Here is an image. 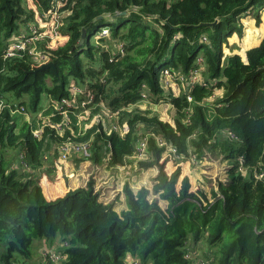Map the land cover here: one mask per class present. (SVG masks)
I'll return each instance as SVG.
<instances>
[{"label":"trees","instance_id":"trees-1","mask_svg":"<svg viewBox=\"0 0 264 264\" xmlns=\"http://www.w3.org/2000/svg\"><path fill=\"white\" fill-rule=\"evenodd\" d=\"M263 9L264 0H0L1 100L24 107L21 100L27 98L26 105L36 112L43 95L51 109L53 102L75 97V87L83 91L78 98L92 96L86 121L101 115L103 107L124 109L112 121L117 131L107 134L98 121L82 136V129L72 133L77 120L72 114L62 136L50 127L63 121L54 111L34 136L31 123H18L20 115L1 111L0 264H17L19 258L21 264L32 263V242L56 237L67 244L60 264H127V254L140 264H264V38L246 51V63L222 53L229 37L242 35L241 19L250 14L258 26ZM64 13L56 36L40 45L56 71H39L44 64L29 57L3 59L10 37L28 25L49 33L53 14ZM243 23L238 53L245 60L244 49L257 42L254 33L258 38L264 34V13L258 29H251L249 20ZM105 27L109 35L91 45V37ZM198 58L204 63L201 83L179 95L171 87L162 89L165 69L188 75ZM142 86L152 104L171 105L170 121H159L135 105ZM217 91L221 94L209 103ZM141 124L175 153H166L154 136L145 135L144 157L134 158ZM67 139L91 140L88 161L97 166H123L131 156L139 169L155 168L152 189L133 191L125 183L121 212L99 200L92 179L71 190L57 153ZM206 148L219 149L231 162L229 180L218 183L217 190L205 191L198 172L195 179L202 184H192L193 163L205 159ZM10 149L20 157L19 168L4 161Z\"/></svg>","mask_w":264,"mask_h":264},{"label":"built area","instance_id":"built-area-1","mask_svg":"<svg viewBox=\"0 0 264 264\" xmlns=\"http://www.w3.org/2000/svg\"><path fill=\"white\" fill-rule=\"evenodd\" d=\"M136 9L137 8L135 7L134 10ZM67 15L68 13L53 14V27L51 28L49 33L34 25H30L29 27L27 26L28 28L25 31L22 30L20 33L10 37L3 53V59L8 60L13 58L29 57L37 64H45L46 62H48L50 54L49 52L42 50L40 48V45L46 39L53 38L56 36L57 30L63 25V18ZM108 30L109 27L103 28L99 33V37L104 36ZM201 40L202 42L207 43L206 36L202 37ZM196 64L197 68L192 69L188 75L173 73L171 69L164 70V75L161 76V86L163 87L162 89L165 92L170 87L172 89L182 88L183 90L185 89L187 91V89H191L194 84L201 83V73L204 70V63L202 58H198ZM144 88L145 86H142L143 91H141V99L139 103H143L148 100L147 95L144 93ZM72 91L76 94V96L73 97L71 100L59 99L56 102H53V111L55 112V114L61 116L63 121L58 124H52L50 127L55 128L58 133L61 134V136L63 135V131L65 130L63 126L69 124L70 114H72V116H74L78 120H87L90 113L89 105L92 103V96L85 94L81 99L80 97L78 98V95H83V91L81 89L74 87ZM220 94L221 91H217L216 95L211 96L207 101L212 102L214 100V97L219 96ZM187 100L188 102L192 101L190 96H187ZM4 109H8L10 111L9 113L11 116L26 115L25 108L23 106L16 103H5L3 100L0 99V113ZM120 110L124 109H118L113 112L103 107L101 110V115L99 114L93 117V119L91 120V124L93 122L100 121L102 125L105 126L103 122L104 117L106 123L108 122L107 129L109 130V132L106 133L109 134L111 131H117L118 129L114 124H112V121L117 119ZM50 116L51 114L49 116H43L41 114L38 115L37 121L39 123H37V126L33 131L34 136H39L42 133V130L47 126V118ZM26 119V122L30 123L29 118L27 117ZM228 135L234 139V135H232L231 133H228ZM154 138L159 147L165 148L166 153H175V149L162 137L156 136ZM145 149L146 140L142 139L136 144L133 157L137 159H142L145 154ZM57 153L60 157V160L64 162L70 160L72 157L82 159V161H87L91 156V140L83 143H73L69 139H67L59 145V150H57ZM47 157L48 155H45L43 161L46 162ZM191 157L193 160L192 162H194V156ZM262 176L263 173L258 174L256 176V179L261 180ZM60 246L62 248H66L67 244L62 243ZM43 253L44 257H46V259L52 264H60L65 259V256L62 254L61 250L56 251L51 248L50 250H45ZM131 264H140V262L138 260L133 259ZM197 264H202V261H199Z\"/></svg>","mask_w":264,"mask_h":264},{"label":"rangeland","instance_id":"rangeland-1","mask_svg":"<svg viewBox=\"0 0 264 264\" xmlns=\"http://www.w3.org/2000/svg\"><path fill=\"white\" fill-rule=\"evenodd\" d=\"M262 13H264V12L260 11V14H262ZM249 17H250V14L247 15L245 18L241 19L242 27L243 26L245 27V25L243 24V21H247ZM147 21H149V20L147 19ZM63 24H64V22H63ZM29 26L30 25H28V27ZM28 27L24 28L23 31H25ZM243 33H244V29L242 28V35L240 37H238L240 41L243 40V37H244ZM108 35H109V30L106 32V34L104 36H108ZM98 37H99V34L95 35L94 37L92 36L91 40H90V44L95 46L96 45L95 42H96V39ZM97 45L103 47L102 43H98ZM168 69L169 68H167V70ZM163 75H164V73L162 72L161 76H163ZM47 83L49 84V80L47 81ZM173 89L175 90L177 95H179L180 93L183 92L182 88H173ZM144 93L147 95L145 88H144ZM147 97H148V95H147ZM148 100H149V98H148ZM21 101H23L25 103L24 108H25L26 115L18 116L17 117L18 123H21V122H23L25 120L27 121L26 118L28 117L29 118V122L31 123V125L36 128L37 123H39L37 121L38 115L41 114L43 116H47L49 113H51L53 111V105H51V109H50L49 105H50L51 101L45 95L42 96L40 104H39V108H38V110L36 112H31V110L29 109V106L26 105V103L28 102L27 98H23ZM209 103H211V101H209ZM161 104H167V103L164 102V103H161ZM150 107L151 106L149 104H147V108L152 113V110L150 109ZM142 108L145 109L144 106ZM164 111L165 112L162 114L161 117L156 116L157 119L159 121H170V119L174 115V112L172 113L171 110H167V111L164 110ZM151 113H150V116H151ZM207 113H208V118H210V116H209L211 114V109L210 108L207 111ZM85 121H86V119H83V120H78L77 119L75 122L73 121V128H74V126L76 127V128H74V129H76V131L75 132L72 131V133L74 135H78V131L80 129H82V132H81V136H82V135H84L86 133L85 130L90 128L91 120H88L86 122ZM103 122H104V125H105V128H106V132H109V130L107 129L108 122L106 123L104 117H103ZM137 129H138V133H139L140 139L143 137V135H146V132L150 133L149 127H147L145 124L144 125H142V124L139 125ZM150 135L156 136L153 133L150 134ZM6 152L7 153H5L4 161L6 162L7 166L19 168L20 167V165H19L20 157L18 156L17 151L14 150V149H10V150H6ZM204 155H205V159H202V162L198 163L197 166H195L194 163H193V169L191 170V175L193 176L194 179H192V184H193L194 187H199L200 184H202V181H203V182H205V184H204V190L205 191H209L210 188L214 189V190H217V184L218 183H220V182L221 183H226L229 180V177H228L227 174H228V170L231 167V162L229 160H226L225 158H223V155L220 153L219 149H216V150L212 151V150L206 148L205 151H204ZM43 159H44V157H43ZM74 159L75 158L72 157L70 159V161L74 162ZM137 161L138 160H136L135 163ZM104 163H106V162H104ZM104 163L101 164V165H98V171H94V169H90V166H89L90 164L85 163V164H82V165H84L83 170H86L87 172H94V174L96 173L95 174V178H96V180L99 183L103 182L106 179H109V180L113 181V185H114V188H115L114 191H116V189L120 190L122 185L124 183H128V182L130 183V186H131L130 188L133 191H136L137 189H140L141 187H144V188L148 189L149 191L152 189V186L154 184L153 179L155 177V175H153L152 171H150V170H141V169H139L137 167L136 164H134V165L131 164V166L129 168H127V169L125 168L122 171H121V169H117V168L116 169L115 168L108 169V168H105ZM85 167H86V169H84ZM76 168H80L78 161L76 162L73 171H67L68 172L67 173L68 177L69 176H73L72 179L69 178V181H68L69 188L71 187L72 189H76L78 187H81L84 184L86 185V183L88 182L89 179H93L94 183L96 182L94 180V178H92V174H87L86 172L84 173L83 177H80V174L78 175V169H76ZM196 171H198L197 177L201 178V180H202L201 182L197 181L195 179V172ZM126 173H128V174H126ZM78 177L80 179H77ZM71 180H73L72 183H71ZM194 180L197 181L196 184H194ZM74 181H77V182H74ZM94 189H96L95 185H94ZM114 196H113V198H110L109 201L106 204L113 203V207L115 209V206L117 204V201H116L117 195L115 196V198H114ZM118 199H119V197H117V200ZM117 211L121 212L122 210H117ZM60 241H61V239L59 237H56L53 241H48V240H44V239H42V240H34L32 242V244H31V246H30V252H31V259L30 260H31L32 263H27V264H51V263L48 262L47 259L44 258V253L43 252L45 250H50L51 248L56 250V251L60 250L59 245L62 244ZM2 251H3V249L0 248V252H2ZM201 251H202L201 249L197 250V252L202 254ZM19 259L16 260L17 264H21V262H20L21 259L20 260ZM44 259H45V261H44ZM33 261H34V263H33Z\"/></svg>","mask_w":264,"mask_h":264},{"label":"crops","instance_id":"crops-1","mask_svg":"<svg viewBox=\"0 0 264 264\" xmlns=\"http://www.w3.org/2000/svg\"><path fill=\"white\" fill-rule=\"evenodd\" d=\"M250 17L248 18V20H249L248 26L250 28L258 29V27L261 25V14H260V24H259L258 27L255 25V20L252 17L251 18ZM241 23H242V21H241ZM244 28L245 27L243 26V29ZM243 36H244V33H243ZM263 38H264V34H263V36L261 38H258L255 35V33H254L253 40L257 39V42L255 44L253 42L248 48H245L244 49V57H245V60H243L242 57H241V55L238 53L243 48V45H242L243 44V40L240 41L239 38H238V36H237V34H233L231 37L228 38L227 45H225L223 47V49H222L223 57L226 58V57H229V56H232V55H238L241 58V60L244 62V61H246V51H248L251 48H255V47L259 46V44L261 43V41H262ZM161 103H164V102L159 101L157 104H152L151 100L149 99V100H147L146 102H143V103L137 102L135 105L136 106L139 105V107H141V106L143 107L144 106L145 108H147V104H149L151 106L150 109L152 110L151 116H159V117H161L162 114L165 112L164 110H166V111L167 110H171V112L173 113L172 107H171V105L169 103H167V102H165L167 104H161ZM146 135L150 136V133L149 134L146 133ZM143 137H145V135ZM154 137H156V136H154ZM142 138H141V140H142ZM74 158H76V157H74ZM85 163L90 164L89 165L90 166V169H94V171H98V166L97 165L92 164L88 160L85 161V162L82 161V160H80L79 161V167L80 168H76V169H78V175L80 174V177H83L85 172L87 174H92V178H94V180L96 181L94 183L95 188H96L95 189V192H97L99 194L100 201L102 203L106 204L109 201L110 198H113L114 195L115 196L117 195V197H119V199L117 200V197H116L117 204H116L114 210L116 212H119L117 210H124L125 209V202H124L123 193L121 191H122V188H123V186H124L125 183L122 185V187L120 188V190L116 189V191H114L115 188H114V185H113V181H111L109 179H106L103 182L99 183L96 180V178H95V174L96 173L94 174V172H87L86 170H83L84 165H82V164H85ZM131 164L134 165L136 163H135V160L130 156V157H126L125 164L123 166H116V167H113V168H115V169L116 168L117 169H121V171H122L125 168L126 169L129 168L131 166ZM74 166H75V163L73 161H70L69 160L67 162H64V169L63 170H64V172H65V174H66L67 177H68V175H67L68 172L67 171H73L74 170ZM104 166H105V168L108 167V166H106V164H104ZM12 168H16V167H12ZM84 169H86V167ZM108 169H112V168H108ZM148 170L152 171L153 172V175H156L157 174V170L155 168H150ZM196 172H198V171H196ZM126 174H128V173H126ZM69 177H68V181H69ZM77 179H80V178L78 177ZM74 182H77V181H74ZM128 185L130 186V183L129 182H128ZM84 186H85V184L82 185L81 187H84ZM115 196H114V198H115ZM60 245H59L60 250H63L64 248H62ZM132 260H133V257L130 254H127L126 257H125V262L127 264H131L132 263Z\"/></svg>","mask_w":264,"mask_h":264},{"label":"water","instance_id":"water-1","mask_svg":"<svg viewBox=\"0 0 264 264\" xmlns=\"http://www.w3.org/2000/svg\"><path fill=\"white\" fill-rule=\"evenodd\" d=\"M125 13L126 12H122L120 15H124ZM100 18L101 17H99L98 19H100ZM84 37H85V31L83 30L82 31V35H81V40L79 41L80 45L83 43ZM244 63H246V61H244ZM44 69H52L53 71H56L55 65L52 62H49V63H46V64L42 65L39 68V71H42ZM62 177H63L65 183L68 185V178L66 177L64 170H62Z\"/></svg>","mask_w":264,"mask_h":264},{"label":"clouds","instance_id":"clouds-1","mask_svg":"<svg viewBox=\"0 0 264 264\" xmlns=\"http://www.w3.org/2000/svg\"><path fill=\"white\" fill-rule=\"evenodd\" d=\"M26 121V120H25Z\"/></svg>","mask_w":264,"mask_h":264}]
</instances>
